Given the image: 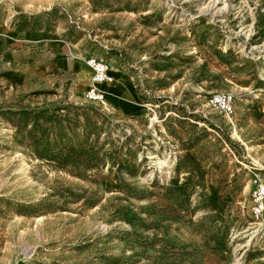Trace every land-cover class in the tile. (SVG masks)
<instances>
[{
	"label": "rangeland",
	"instance_id": "374dc122",
	"mask_svg": "<svg viewBox=\"0 0 264 264\" xmlns=\"http://www.w3.org/2000/svg\"><path fill=\"white\" fill-rule=\"evenodd\" d=\"M260 182L264 0H0V264H264Z\"/></svg>",
	"mask_w": 264,
	"mask_h": 264
},
{
	"label": "built area",
	"instance_id": "2783aa9c",
	"mask_svg": "<svg viewBox=\"0 0 264 264\" xmlns=\"http://www.w3.org/2000/svg\"><path fill=\"white\" fill-rule=\"evenodd\" d=\"M85 62L92 71L90 78L91 85L84 92L85 98L89 101L104 102V90L101 86L108 84L111 81L108 74V64L104 60L93 56L88 57ZM211 102L217 109L225 113L227 116H231L235 112V99L231 93L216 92L212 96ZM253 203V217L255 219H260L264 213V182L257 184Z\"/></svg>",
	"mask_w": 264,
	"mask_h": 264
},
{
	"label": "crops",
	"instance_id": "0c3cea01",
	"mask_svg": "<svg viewBox=\"0 0 264 264\" xmlns=\"http://www.w3.org/2000/svg\"><path fill=\"white\" fill-rule=\"evenodd\" d=\"M85 58H86L85 55L80 54L76 56L66 55L65 57L52 59L48 63V68L49 69L54 68L57 69L58 71L56 72V74H52V80L48 77L49 80H40V82L42 81V83H44L45 85H49V84L50 85L56 84L58 86L73 85L74 87L78 86L82 82L85 83L86 86H88L89 85L88 80L89 78H91L90 76L92 72L87 73L86 70L87 65L84 60ZM49 75H51V73L47 72L46 79H48L47 76ZM120 100L128 101L125 98H121ZM126 107H124L123 105L120 106L121 110L125 109ZM132 107L133 105L128 104V108H132Z\"/></svg>",
	"mask_w": 264,
	"mask_h": 264
},
{
	"label": "bare ground",
	"instance_id": "6f19581e",
	"mask_svg": "<svg viewBox=\"0 0 264 264\" xmlns=\"http://www.w3.org/2000/svg\"><path fill=\"white\" fill-rule=\"evenodd\" d=\"M87 67L89 68V70L91 71V69H90V67L87 65ZM92 72V71H91ZM108 74H109V76H110V78H111V81H110V83L109 84H112V83H114V77L112 76V75H110V70H109V66H108ZM108 84V85H109ZM107 95H108V93L104 90V96H105V101H106V99H107Z\"/></svg>",
	"mask_w": 264,
	"mask_h": 264
}]
</instances>
